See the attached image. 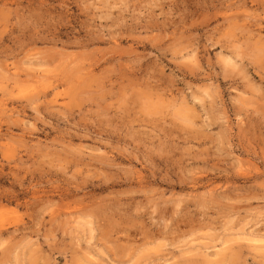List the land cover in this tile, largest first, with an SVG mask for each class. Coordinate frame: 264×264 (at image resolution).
<instances>
[{"label": "rangeland", "instance_id": "1", "mask_svg": "<svg viewBox=\"0 0 264 264\" xmlns=\"http://www.w3.org/2000/svg\"><path fill=\"white\" fill-rule=\"evenodd\" d=\"M0 264H264V0H0Z\"/></svg>", "mask_w": 264, "mask_h": 264}]
</instances>
